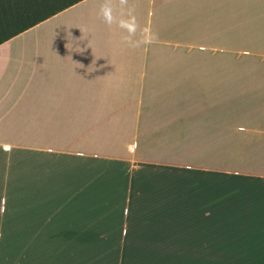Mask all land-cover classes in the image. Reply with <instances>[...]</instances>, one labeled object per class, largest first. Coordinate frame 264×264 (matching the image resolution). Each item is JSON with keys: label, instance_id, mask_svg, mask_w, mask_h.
<instances>
[{"label": "crops", "instance_id": "0c3cea01", "mask_svg": "<svg viewBox=\"0 0 264 264\" xmlns=\"http://www.w3.org/2000/svg\"><path fill=\"white\" fill-rule=\"evenodd\" d=\"M24 2L0 0V264H264L263 231L203 227L264 223V0Z\"/></svg>", "mask_w": 264, "mask_h": 264}, {"label": "rangeland", "instance_id": "374dc122", "mask_svg": "<svg viewBox=\"0 0 264 264\" xmlns=\"http://www.w3.org/2000/svg\"><path fill=\"white\" fill-rule=\"evenodd\" d=\"M3 203H4L3 209H2L3 211L0 213H14L15 212L11 201H3ZM1 205H2V202L0 203V206ZM108 210H109V207H104V213L105 211L109 212ZM203 227L207 229H215V230H220V231H237V232H247V233H252V234L256 233L259 230L264 232V223H256V222L231 221V222L204 223Z\"/></svg>", "mask_w": 264, "mask_h": 264}, {"label": "clouds", "instance_id": "9594fccd", "mask_svg": "<svg viewBox=\"0 0 264 264\" xmlns=\"http://www.w3.org/2000/svg\"><path fill=\"white\" fill-rule=\"evenodd\" d=\"M121 6L127 3V0H119ZM114 2L113 0H104V3L100 7V16L106 24L111 25L115 22V17L113 16ZM121 27L126 28L129 33H134L135 27H129L127 23L122 22ZM125 39H130V37H125Z\"/></svg>", "mask_w": 264, "mask_h": 264}, {"label": "trees", "instance_id": "16d2710c", "mask_svg": "<svg viewBox=\"0 0 264 264\" xmlns=\"http://www.w3.org/2000/svg\"><path fill=\"white\" fill-rule=\"evenodd\" d=\"M28 3L24 2V11L25 12H31V10L34 9L35 6H37L35 3H32L31 0H27ZM27 5V6H26ZM33 14H29L26 17H24V20L28 18H32Z\"/></svg>", "mask_w": 264, "mask_h": 264}]
</instances>
